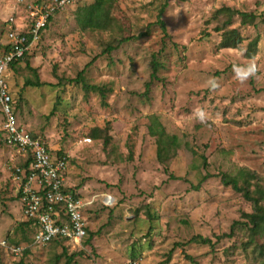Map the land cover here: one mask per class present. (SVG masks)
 <instances>
[{
	"label": "rangeland",
	"instance_id": "374dc122",
	"mask_svg": "<svg viewBox=\"0 0 264 264\" xmlns=\"http://www.w3.org/2000/svg\"><path fill=\"white\" fill-rule=\"evenodd\" d=\"M94 1L57 12L7 74L20 124L55 154L71 156L66 185L86 203L89 243H33L12 182L22 160L1 145L0 264H67L69 257L71 264H257L253 244L264 247V229L238 228L226 237L252 208L222 184L221 174L245 169L264 187V0H113L109 31H83L76 12ZM16 3L0 0V44L8 42L11 26L23 31L33 18L31 2ZM165 4L166 34L158 23ZM227 9L234 12L228 25ZM236 12L258 19L244 24ZM217 28L238 30L242 43L223 48ZM122 38L131 39L119 44ZM253 59L256 75L240 83L234 67ZM81 72L89 85L107 90L105 100L76 82ZM28 80L45 85L26 86ZM197 108L205 110V121ZM151 116L181 144L164 161L149 134Z\"/></svg>",
	"mask_w": 264,
	"mask_h": 264
},
{
	"label": "built area",
	"instance_id": "2783aa9c",
	"mask_svg": "<svg viewBox=\"0 0 264 264\" xmlns=\"http://www.w3.org/2000/svg\"><path fill=\"white\" fill-rule=\"evenodd\" d=\"M17 5L31 2L33 17L27 28H10L6 46L0 48V146L15 149L22 162L13 168L12 182L23 205L28 222L37 227L33 243L47 246L54 240L82 247L87 236L84 216L86 203L79 193L66 190L70 163L53 154L47 143L20 124L14 99L8 87L11 65L22 60L40 40L51 17L78 0H15ZM14 25L13 18L9 20ZM85 142H91L85 139ZM21 248H15L17 253ZM123 264H138L130 260Z\"/></svg>",
	"mask_w": 264,
	"mask_h": 264
},
{
	"label": "trees",
	"instance_id": "16d2710c",
	"mask_svg": "<svg viewBox=\"0 0 264 264\" xmlns=\"http://www.w3.org/2000/svg\"><path fill=\"white\" fill-rule=\"evenodd\" d=\"M166 5L167 4L164 5V7L161 9L158 15V23L160 24L161 29L165 34L167 33V29L164 21L161 18ZM112 10H113V0H95L93 4L78 9V11L76 12V21L79 27L81 28V30L83 31H109L115 20L112 14ZM224 13L228 16V20H226L225 23L226 25H228L230 24L231 19L233 18L234 12L230 9H227L226 12ZM236 13L241 17L242 22L244 24H252V23L255 24V22L258 19L257 16L254 14H249L244 12H236ZM53 18L54 16L50 18L48 24L46 25L45 30L49 28V25L51 24ZM222 30L223 33H222L221 46L223 48H236L239 44L242 43V37L238 32V30L232 29L227 31L225 30V28L223 29L217 28L218 32ZM130 39L131 38H122L119 44L126 41H130ZM257 45H258V39H255L250 44V48L248 49L246 54L249 58L254 57L255 52L253 48L257 47ZM2 47H8V46L0 44V48ZM113 50H115L114 46L111 45L108 47L109 53L112 52ZM20 61L12 64L11 69L15 68V66L19 64ZM158 68H159L158 63L154 62V72L152 76L153 78H156ZM76 82H82L84 85V89L86 91H93L99 93L103 100L106 99L107 90L99 86L89 85L84 79L83 72H81ZM25 84L26 86H32V87H42L45 85L39 80H37L36 82L28 80ZM104 104H106V102ZM14 107L16 108L15 105ZM149 134L151 137L156 139V143L158 147V159L160 161H164L165 159H168L174 152H176L181 147L179 138L177 136H170L169 134H167L164 126L161 124L157 116L150 117ZM105 143L107 144V140ZM57 154L58 157H65L67 161L71 163L70 156L66 152L60 151ZM206 179L207 176L203 178L202 182L205 181ZM255 179H256V175L250 173L248 170L245 169H240L234 175L228 173L221 174L222 184L226 187H231L235 192L241 194L243 198L250 203L252 208V211L250 213L242 214L243 221H237L233 223L231 227V232L230 234H227L226 237L234 236L238 228L249 229L250 233H256L258 230L264 229V187L260 183L254 184L253 181ZM202 182L197 187H195L196 190L200 188ZM66 190H72L74 192L79 193L74 188H70V187H67ZM79 197H81L80 193H79ZM17 198L19 199L20 196L17 195ZM26 224L27 225L29 224L30 228H32L33 236H34L37 227L34 225L33 222L26 221ZM86 230H87V236L84 239L83 245L85 243H89V236H90L89 228L87 227ZM192 240L196 243L198 242L202 244L211 245L212 243L210 239H206L203 237H195ZM60 242L61 240H54L52 243H60ZM250 245L252 244L249 243V246L245 247V249L248 250ZM253 245H255L254 246L255 252L258 253L261 257L257 262V264H264V247H261L258 244H253ZM63 251L64 253H66V248H64ZM71 262H72V257H69L67 264H71Z\"/></svg>",
	"mask_w": 264,
	"mask_h": 264
},
{
	"label": "clouds",
	"instance_id": "9594fccd",
	"mask_svg": "<svg viewBox=\"0 0 264 264\" xmlns=\"http://www.w3.org/2000/svg\"><path fill=\"white\" fill-rule=\"evenodd\" d=\"M234 73H235V78L240 82V83H245L247 80H249L251 77L255 76L257 71H258V66L255 62V60H251L248 64L244 66H235L234 67ZM213 89H216L219 87V84L215 80V78H212L208 82ZM195 114L197 118L203 122L207 119V114L204 109L202 108H197L195 110Z\"/></svg>",
	"mask_w": 264,
	"mask_h": 264
},
{
	"label": "crops",
	"instance_id": "0c3cea01",
	"mask_svg": "<svg viewBox=\"0 0 264 264\" xmlns=\"http://www.w3.org/2000/svg\"><path fill=\"white\" fill-rule=\"evenodd\" d=\"M6 44H7V43H6ZM6 44H5V45H6ZM25 128H26V127H25ZM26 129H27V128H26ZM28 130H29V129H28ZM29 131H30V130H29ZM30 132H31V131H30ZM49 148H50V146H49ZM50 150H52V148H50ZM60 151H61V150H60ZM60 151H59V152H60ZM52 153L55 154L53 150H52ZM57 153H58V152H57ZM57 153H56V154H57ZM66 153H68V152H66ZM56 154H55V155H56ZM68 155H69V154H68ZM69 156H70V155H69ZM70 157H71V156H70Z\"/></svg>",
	"mask_w": 264,
	"mask_h": 264
}]
</instances>
